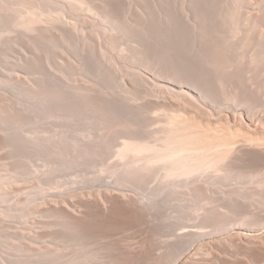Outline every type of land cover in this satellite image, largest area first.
Returning <instances> with one entry per match:
<instances>
[{
    "label": "bare ground",
    "instance_id": "obj_1",
    "mask_svg": "<svg viewBox=\"0 0 264 264\" xmlns=\"http://www.w3.org/2000/svg\"><path fill=\"white\" fill-rule=\"evenodd\" d=\"M6 1L0 0V36L10 28H25L30 30L36 42L64 43L74 59H69L68 51L62 61L57 59L60 66H67L72 75L70 78L60 70L62 67L58 76L51 72L48 74L52 79L48 75L50 80L40 78L33 83L15 72L11 83L18 86L19 95L26 99L27 105L32 104V109L21 106L17 100L19 106L9 104L6 97H0L2 121L12 127L20 124L21 129L25 122H22L23 117L32 111L27 117L31 119L35 109L36 117L49 114L48 118H52L51 114L56 113L55 119H66L67 124L76 128L74 130L68 124L69 132H76L73 135L68 132L70 142L59 136L60 142L51 140L52 145L45 146V150L51 149V155H57L60 168L71 169L89 157L94 162L92 156L114 140V146L110 142V146L107 145L108 149L113 147L111 153L116 159L112 162L113 169L108 170L111 175L106 171L107 167L103 170L112 176L114 185L105 190L82 187L45 194L43 178L39 175L35 185L43 191H37L38 203L34 207L30 204L32 207L30 209L29 205L26 212L34 210L49 214L54 218L50 223L54 231H48V235L42 230L46 222H39V229L31 231V226L25 223L17 232L23 237L22 242L24 238L39 240L49 236L64 244L71 241L75 249L65 257L56 250L58 248L51 250L48 247L43 253L47 261L36 263L92 264L97 259L99 264H264V0H67L66 3L23 0L18 4L23 9L16 6L10 10ZM52 5L56 14L60 17L68 15L71 21L64 25H50L52 22L49 26L48 23L47 26L39 25L41 15ZM117 34L129 36L128 47L119 48L115 39ZM91 40H95L93 45ZM96 48L98 52H95ZM105 50H111V53L114 50L117 54L108 56ZM33 63L34 58L30 56L25 65L29 68ZM89 65L96 66L94 69L99 73L95 71L94 74L101 81L108 78L112 81L116 73L117 79L113 80L117 83L119 79L120 86H116L122 89L116 87L119 90L116 91L118 94L123 91L126 99L131 97L130 101L134 99L135 102L137 96H146L148 102L142 103L143 107L151 116L155 113V118L148 123L146 120L150 115L141 108L148 115L146 120L143 119L138 111L140 104L136 102L131 101L130 105H138L137 111L136 107L127 108L129 104L123 101L126 96L122 93L121 99L117 93L114 95L119 101L112 98L115 89H111V98L108 96L111 91L105 95L104 90L99 92L95 88L99 96L94 94L93 85L83 81L82 75L75 76L90 68ZM142 68L150 76L142 73ZM10 76L12 78V74ZM110 80L107 81L109 84ZM220 110L225 113L221 114ZM38 111L41 112L39 115ZM135 112L139 113L141 121L148 123L144 124L149 130H143L144 125ZM10 131L0 132L3 148L7 145L19 151L20 147L25 150L27 146L25 151H37L44 146L39 136L28 138L22 130V134L18 131L17 135ZM78 133L87 139L79 138ZM66 141L77 148L69 149L74 153L63 152L62 145ZM28 145L34 149H29ZM91 162L89 159L88 165ZM143 184H151L150 196L147 195L150 200L170 191L169 194L179 200L172 199L181 200L180 203L184 200L188 209L199 212L196 218L193 213L194 224L182 225L164 254L157 255L151 248H148L149 252L147 244L135 248H124L116 242L118 246L114 242L102 244V239H114L113 234L125 225L142 224L147 220L151 210L148 208L154 204L146 208L149 202H145V198L142 201L128 191V187L140 189L139 185ZM6 186H1L0 190H7ZM11 187L8 188L13 190ZM10 190L6 194L10 195ZM14 191L10 193L17 192ZM89 196L93 197L89 199ZM186 212L188 215L190 209ZM28 243L25 245L30 247ZM91 247L97 251L89 250ZM8 260L13 262L14 259Z\"/></svg>",
    "mask_w": 264,
    "mask_h": 264
},
{
    "label": "rangeland",
    "instance_id": "obj_2",
    "mask_svg": "<svg viewBox=\"0 0 264 264\" xmlns=\"http://www.w3.org/2000/svg\"><path fill=\"white\" fill-rule=\"evenodd\" d=\"M19 1L22 2L23 0H7L6 1V4L9 7V8L7 7V9L10 10L11 7H16V6L17 7L18 6H21L20 8L18 7V9H21L22 8V5L21 4L18 5L20 3ZM60 1L61 2H64L65 1L64 3L67 2V0H60ZM54 7H55L54 5L48 7V12H45L44 14L41 15V17H40L41 20H39L40 22H38L39 25L42 23L41 25L47 26V23H48V26H49V23L50 22H52L50 25L55 24V23L56 24L64 25V24H67L68 22L71 21L70 18H69L70 16H68V15H64V17L63 16L60 17L58 14H56V11H55V8ZM6 10L4 12H6ZM8 12H10V11H8ZM6 14H7V12H6ZM10 14L8 13V15H10ZM53 18H55V20L56 19L57 20L55 22H53L54 21ZM59 18H61V19H59ZM62 21L63 22L66 21V23H62ZM34 25H36V24H34ZM115 39L118 41L117 44L120 46V47L118 46L119 48H121V47L124 46L123 49H125L131 43V40H130V38H129L128 35L117 34V36L115 35ZM95 40H91L92 41L91 44ZM119 41H121V43H119ZM94 47H95V42H94ZM66 51L69 52L67 46L64 45V43L61 44V45H59V44H55L54 42H51V41L50 42H45V43L36 42V39L33 37V35L30 32V30H27L25 28H20V27H18L17 29L16 28L15 29L10 28V29H7V30L3 31V34L0 36V97H2V98L3 97L4 98L6 97V99L9 100V101H7L9 104L12 103L14 105V104H18L19 103V104H22L21 106L24 105L25 107L28 104V103H26V99L25 100L22 99L23 96L21 98V96L19 95V93H18L19 92L18 86L15 85V84H13V83H11V81L13 82V75L15 74V72H16V74L23 75L22 77L25 80L28 79L27 81H29V83H33L34 81L36 82L35 79H38V81H40V78H43L44 80L46 78L47 79H49V78L52 79L51 74H48V73H51V72L54 73L55 76L56 75L58 76L60 74V72H59V68L60 67H62V69L60 68V70H62V72L64 71L63 72L64 75L65 76L67 75L66 77H68V78L72 77V75H69V73H68L69 70H68L67 66L66 65L60 66L59 63H58L59 61H62L61 58L66 57V55L69 56V59H74L71 56L70 52L67 53ZM105 51H107L106 53L108 54V56L110 54V56L115 57L116 55H114V54H117V52L116 51L114 52V50L112 51L113 53H111V50H105ZM95 52H98L97 48H96ZM65 53H67V54L64 55ZM96 55H98V54L96 53ZM26 56L27 57L28 56L29 57L32 56L34 58V63L32 64L34 67H32V65H31V67L28 68V66L25 65L26 60L29 58V57L27 58ZM25 58H27V59L25 60ZM57 59L58 60L60 59V60L57 61ZM20 62L23 65L26 66V67H24L25 69H23V65H20L19 64ZM18 64H19V66H16ZM94 66L95 65H89V66H87V67H90V68H86L85 71H83L82 73L79 72V74H76L75 76L78 77V76H81L82 75L80 78H82L83 81L85 79L86 80L85 82H87V84H88V82H89V84H91L89 86H92L93 85L91 88L93 89V87H94V89H93V90H95L94 91L95 92L94 94H96L98 92L97 89L99 90V92H103V90H104L103 93H105V95H106V92L108 94L111 91L108 94V96L109 95H112V93L114 92V94L112 96V98H114L115 97L114 95H116L117 91H119V90H117V88L118 89L120 88V87H117L116 86V84L117 85L119 84L118 86H120L119 79H118L117 83H116L115 80H113V79H117V74L116 73L113 74L114 77L115 76L116 77L113 78L112 81L110 80V78H108L112 82V84H111V82L109 84L107 82L109 80L104 79V80L101 81L100 80L101 78H97V74L99 72H97V69L96 70L94 69V68H96V66L95 67ZM12 68H16V70H13ZM19 68H21L23 71L20 70ZM95 71H96L97 74H94ZM140 71H142V73L150 76L149 74H147V72L145 71L144 68L140 69ZM62 72H61V74H62ZM11 74H12V78H10L11 77L10 76ZM48 75H50V77ZM98 77H100V76H98ZM10 79H12V80H10ZM113 81H115V82L113 83ZM95 88H97V89H95ZM111 89L112 90L115 89V90L112 92ZM120 90H122V89L120 88ZM99 92H98V94H99ZM121 93H122L123 97L126 96L123 93V91ZM98 94H96V95L99 96ZM120 94H118V97L119 98H120V96H119ZM102 96H104V95H102ZM137 97H138V99L135 98V99H137V101L135 100V102L138 103V105L139 104L141 105L142 103L143 104L144 103L146 104L148 102V98L146 96L143 97V96L139 95ZM145 97L147 98V101H146ZM109 98H111V97L109 96ZM126 98H127V96L125 97V99L123 98L124 100L123 99L122 100L123 101L126 100V104L127 105L129 104V105L128 106H126V104H121V105H123V106L125 105L127 108L128 107L129 108L131 107V109H132V107H134L133 109H135V107L138 106V105H135L134 106V104H135V102H133L134 99L131 100L134 104L130 105L131 104L130 99H132V98L131 97H128V99H126ZM20 99H21V101H20ZM114 99H117L119 101V99L117 98V96ZM16 100L18 101V103H17ZM13 101H16V102H13ZM123 101L120 100V102L125 103ZM128 101L130 103H128ZM19 104H18V106H19ZM143 104H142V107L139 105V107H140V110H138L139 112L141 111V108H142V110H144L146 112V109L143 107L144 106ZM0 105L2 106V104H0ZM30 105H32V104L29 102V105H27V107L30 106ZM30 109H32V106H30ZM137 109H138V107H136V111H137ZM35 111H36V109L33 110V112H34L35 115H33V113H32V117L34 116L33 118L32 117H31V119H28L27 118L32 111L28 114L27 117L26 116L23 117L25 120H23L22 122H24V121L25 122H24V125H23L24 127L22 126L21 129H20V127H21L20 124H19V126H20L19 127L18 125H16V124L13 123L15 127L17 126V128L12 127L11 124H8V123L2 121V117H0V122H1L0 123V125H1L0 126V132H1V134H2L3 131H4V133H8L10 130H13V131H10V133L12 132L15 135H17L16 133H18V131L20 133L21 130H22L23 133L24 132L26 133L25 134L26 137H28V136L29 137L30 136L32 137L33 135L34 136L41 137L42 138V140H41L42 143L41 144L42 145L44 144V146H41L40 149L38 150L36 147H38L39 145H41V144H39L40 143L39 142L38 143V146H35V148L37 149V151H35L34 146H32V145H28V147H30L29 149L33 148L34 151L32 149H31L32 151L31 150L25 151L26 148H27V146H26V148H24L25 150H22L23 148L20 147L22 149L19 148V151H17L18 148H17V150H15L16 147L15 148H10L11 146L5 145V147L3 148L2 145H1L2 147L0 146V187L1 186L3 187L5 185H7L8 187H11V185H12V187H11V189H12L14 186H16L14 184H17L16 190H15L17 192L14 191V188L15 187L13 188V190H10L7 186H6V189L7 190H5V188H2L0 190V195L2 196L4 194L2 196L3 199L0 197V264H37L39 261H41V262L47 261L46 260V257H45L46 255L44 256L43 253L45 251H47V248L48 247H49L48 249L51 248V250L58 248L56 250H58V251H60L62 253V255L60 253L61 256H65V257H68V255L70 256L72 254L71 251H74V249H75V246H73L75 244H73V243L71 244V241H67L66 244H64L65 242L64 243L63 242H60V240H57V239H54V238L52 239V237H49V236H47V237H45L43 239H39V240H37V239L35 240V239H32V238H30V239L24 238V242H22L23 237H20L19 233L17 232V231H19V230L22 229V226L25 223H27V225L29 224L28 225L29 227L31 226L30 227L31 228V231L34 230V229L35 230L36 229H39V226H41V224L39 222H43V223L46 222L45 223L46 224L45 226L42 225V230L45 231V233L47 232L48 235H49V233H51V231L52 232L54 231V226L50 224V223H53L54 222V218L51 217V216H49V214L45 215L43 213H40V211L39 212L38 211L36 212L34 210H31L29 213L26 212L29 207L31 209V207H32L31 205H33V207H34L36 205V203H38V199H37L38 195L37 194L40 193L41 191H43V190L40 191V188L38 189L39 186H37V184L35 185V183H37V181H38L39 175L40 176L42 175L41 178H43V183H44L45 186L43 184L42 185H43L44 193L45 194L46 193H49V192H53V193L54 192L55 193H58V192L59 193L68 192L71 189L82 188V187H83V189H87V190L88 189L89 190H103V189L105 190V189L109 188L108 186H113L114 185L112 183L113 182V179L111 178L112 176L111 177L108 176V174L111 175L110 171H108V170H110L109 168L111 167V169H113L112 162L114 160L116 161L115 157H113L112 156L113 154L111 153L112 150H113L112 149L113 147H111V148L108 149V146L114 144V140L113 139H111L109 141L112 144L108 145L109 144V142H108L107 143L108 146L105 145V148L101 147L98 150L99 152L95 156H92L94 158V162H93V159H92V162H91V158L89 157L90 162H91V164H89L90 166L88 165L89 159L86 158L88 161L87 160L84 161L85 159L83 160V162L85 164L83 162H81L80 165L78 164L79 167L82 164V166L80 168L77 167L78 165H76V167L71 168L72 170L70 168H67V167L64 168L63 166H61V168H60V165L58 164V159L59 158L57 157V155L55 156V155L52 154L53 155L52 156L51 155V149L50 148H47L46 149V150H49V152H50L49 153L48 151L45 150V148H46L45 146H51L52 143H53L51 140H54L55 141L54 143L60 142L59 136H61V138L64 139V140H69V139L71 140L70 136L68 137V135H70L69 133L71 132V131L69 132L70 129H68L69 128V126H68L69 123L67 124V122H66L67 120L66 119H64V121L66 120L65 122L63 121L62 118H59V117H58L59 120L57 118L55 119L56 116L54 117V115L56 113L55 114H51V116L53 115L54 118L53 117L51 118L50 116H49L50 118H48V115L49 114L47 115V117H45L44 115H46V114H44V115L42 114L43 116L42 115H39L41 112L38 111L39 113H37V114L39 116L36 117ZM141 112H140V114H142V116H143V117L142 116L141 117L143 119H145V120H146L145 117L148 116L147 114L150 115V112H148V113L146 112L147 114H144L143 112L142 113ZM219 112L221 114H223V113H225V110H220ZM136 113L137 112H135V115H138L139 114V113L138 114H136ZM154 115H155V113H153L152 116L151 115L148 116L146 121L148 123H150L151 120L153 118H155ZM157 115H156V117H157ZM57 116H59V115L57 114ZM139 116L140 115L136 116V118L137 119L138 118L140 119L139 121L142 122V124L144 125L143 130L146 131V128L147 127L145 128V126L148 125V123L145 120L143 121V119L141 121V118ZM26 118H27V121H26ZM149 118H151L150 121H148ZM8 122H9V120H8ZM137 122H138V120H137ZM145 122H146V125L144 124ZM9 123H12V122H9ZM59 124H61L62 126L61 125L59 126ZM69 125L71 126V124H69ZM139 125H141V124H139ZM10 126H11V128H10ZM64 127H65V130L66 131H64ZM71 127H73V126H71ZM73 129L75 130L76 128L73 127ZM141 129H142V126H141ZM1 130H3V131H1ZM53 132L55 134H53ZM73 132H75V131H73ZM73 132H71L72 135H73ZM20 134H22V133H20ZM56 134H57V136H56ZM76 135H80V136H78L79 138L82 136L79 133L76 134ZM18 136H20V135H18ZM57 137H58V139H57ZM82 137H83V139L85 138L84 135ZM44 138L46 140H44ZM86 139H87V137L85 138V140ZM43 140H44V142H43ZM70 140L68 142H70ZM112 140H113V142H112ZM68 142L66 141L65 142L66 144H64V142L62 143L64 145H66V148L68 147V149H66L64 147V145H62L63 152H65V153H67L68 151H66V150H69L70 148H72V149L73 148H76V147H73L72 146L73 143L72 144L71 143L68 144ZM41 148H44L45 151L42 150ZM12 149L14 151H16L17 153H15L14 151H12ZM104 149H107V150H105L103 152ZM110 149H111V151H109ZM8 150H10V151H8ZM40 150L41 151H44V152L41 153ZM73 150H75V149H73ZM76 150H77V148H76ZM38 151H40V152H38ZM70 152H73V151H70ZM101 152H103V153H101ZM4 153H5V155H4ZM99 155H100V157H99ZM54 156H55V158H54ZM96 156H98L97 159H96ZM46 157H48V158H46ZM54 159H56L57 161L54 160ZM95 160H96V162H95ZM86 163H87V165H86ZM83 164L85 165L86 168L84 167ZM113 165H114V163H113ZM103 168H105V169H103ZM22 170H23V172H22ZM103 170H106L109 173L107 174ZM19 171H21V173ZM37 174H38V176H36L37 178L34 177ZM5 176L7 177L8 181H7V179H6ZM44 176L47 177V178L45 177L47 180L44 179ZM1 178H2V180H1ZM49 178H50V180H49ZM35 180H36V182H35ZM139 186L138 187L140 189H138L137 187H128L129 189L128 188L127 189H128V191H130V193H132L133 195L135 194L136 197H139L140 199H142V201H144L143 199L145 198V202L146 201L149 202V203H147V205H146V203L143 202L144 205H146V208H147V206L149 207L150 205H153L154 204L153 207H155V208H153V207H149L148 208V209L151 208V210H149V212H148L149 214H148L147 220H145V222H147V224L144 222L142 224L125 225L126 227L125 226L123 227L125 229L122 228V229H120L121 231L119 230L118 232H115L116 234L115 233L113 234L114 236H112V237H114V239L111 238V237H107V238L102 239V244L105 245L107 243L106 245H108V242H109V244H114L116 242V243H119L124 248L125 247L135 248L136 245L138 247L139 244L140 245L147 244V249L148 248L149 249L151 248L152 251H153V253H156V254L158 253L157 255L164 254V252L166 253V251H167V249L169 247V244L171 245L174 242L175 237L178 235V234L176 235V233H180V231H181L180 228L182 227V225L185 226V225H188V223H189V225H192V223L194 224V222H195V219L194 218H196V216H197L196 213H199V212H192L191 208H189L190 209V212H188L189 214L187 215V212L186 211H189V209L187 208V205H184L187 202L183 200V203H180L181 200L180 201H176V200L172 199L173 197L174 198H176V197H175V195L169 194L170 191L169 192L167 191L168 193L165 192V194L163 193L164 196H163V194L159 195V197L156 196L155 198H158V199L151 198L152 200H150V198H148V197L150 196V193H151L150 192L151 190H149V188H151L150 187L151 184H149L147 186H146V184L139 185ZM142 186H144V187H142ZM54 187H56V188H54ZM92 187H94V188H92ZM225 188H227V187L225 186ZM8 189L10 190V192H13L14 191L15 193H13V195L10 192H9L10 195L6 194V192L9 191ZM17 189L19 191H21V190L22 191L21 192H18ZM180 190H182V189L180 188ZM37 191H38V193H37ZM148 193H149V196H147ZM166 194L169 195V196H166ZM4 196H6V197H4ZM146 196H147V198H146ZM160 196H162V198ZM165 196L167 197V199L165 198ZM90 197H93V196H89V199H91ZM163 197H164V199H163ZM8 199H10V200H8ZM161 199H162V201H161ZM176 199L179 200L178 197ZM154 200H156L157 205H156V202ZM183 205H184V207H183ZM181 207H183L184 209L181 208ZM152 208H153V210H152ZM18 214H20V215H18ZM22 214H24V215L21 216ZM184 214L186 216H184ZM39 216H41V217H39ZM182 216L185 217V219L188 216V218L186 219V221H185V219L182 218ZM26 217H27V219H25ZM191 217L192 218L194 217V218L192 219ZM179 218H180V220H179ZM182 219H183V222H182ZM178 220L181 221V222H178ZM35 222L36 223L38 222V223L37 224H34ZM125 224H127V223H125ZM179 224H181V226ZM146 226H147V229L145 228ZM170 228H171V230H170ZM48 231H49V233H48ZM152 233L155 234V236H152L153 235ZM122 235H124V236H122ZM129 237H131V239H129ZM124 238H126V239H124ZM25 242H27L30 245V247H28V245L26 246L25 244H27V243H25ZM170 242H172V243H170ZM126 243H128V245ZM151 243H153V244H151ZM23 244L27 248H24V246H22ZM133 244H135V245H133ZM145 247H146V245H145ZM153 247H154V249H153ZM149 249H148V251L150 252ZM89 250L95 251L96 248L93 249V247H91ZM87 251H88V249H87ZM42 254H43V257H41ZM6 256H7V258H6ZM8 257H10L11 259H14L15 262H14V260H13V262H10L11 260H8V259H10ZM18 258L20 260H18ZM42 258H45V259H42ZM22 259H24V260H22ZM100 260H101V258H100ZM23 261H27V262L25 263ZM94 261H96V262H94ZM8 262H10V263H8ZM97 262H98V260L97 259H94L92 261V264H99Z\"/></svg>",
    "mask_w": 264,
    "mask_h": 264
}]
</instances>
